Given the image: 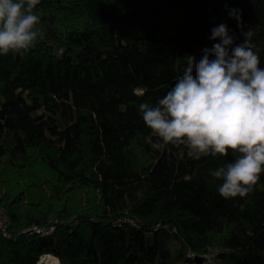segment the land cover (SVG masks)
<instances>
[{
  "label": "trees",
  "instance_id": "trees-1",
  "mask_svg": "<svg viewBox=\"0 0 264 264\" xmlns=\"http://www.w3.org/2000/svg\"><path fill=\"white\" fill-rule=\"evenodd\" d=\"M233 9L264 67V0H41L44 36L0 55V207L13 220L0 264L44 253L62 264H264V173L247 197L224 199L211 171L232 153L153 149L138 111L174 86L186 54L220 42L214 27L244 41Z\"/></svg>",
  "mask_w": 264,
  "mask_h": 264
},
{
  "label": "clouds",
  "instance_id": "clouds-1",
  "mask_svg": "<svg viewBox=\"0 0 264 264\" xmlns=\"http://www.w3.org/2000/svg\"><path fill=\"white\" fill-rule=\"evenodd\" d=\"M40 2L0 0V55H23L42 38ZM229 15L244 41L233 46L237 38L227 25L214 27L210 39L220 42L203 49L199 60L186 54L174 86L155 105L144 102L138 108L159 140L153 149L186 146L195 160L232 153L230 162L211 171L221 181L218 193L224 199L247 197L264 173V67L254 51L253 31H243L239 10Z\"/></svg>",
  "mask_w": 264,
  "mask_h": 264
},
{
  "label": "built area",
  "instance_id": "built-area-1",
  "mask_svg": "<svg viewBox=\"0 0 264 264\" xmlns=\"http://www.w3.org/2000/svg\"><path fill=\"white\" fill-rule=\"evenodd\" d=\"M39 25H37L38 27ZM40 32L42 33V36H44V30L41 27H38ZM126 220H130L127 218ZM13 225V220L9 216V214L6 212V210L3 207H0V230L3 232L5 236L11 235V226ZM54 227H41L38 225H33L28 227L26 230L37 232V233H43V234H49L53 231ZM54 256L51 253H44L40 256L36 264H49L50 257Z\"/></svg>",
  "mask_w": 264,
  "mask_h": 264
},
{
  "label": "bare ground",
  "instance_id": "bare-ground-1",
  "mask_svg": "<svg viewBox=\"0 0 264 264\" xmlns=\"http://www.w3.org/2000/svg\"><path fill=\"white\" fill-rule=\"evenodd\" d=\"M54 256L50 257L49 259V264H62L61 261H60V258L53 254Z\"/></svg>",
  "mask_w": 264,
  "mask_h": 264
}]
</instances>
